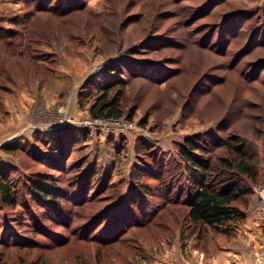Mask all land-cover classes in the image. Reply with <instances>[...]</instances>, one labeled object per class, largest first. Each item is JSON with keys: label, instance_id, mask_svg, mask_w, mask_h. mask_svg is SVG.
Listing matches in <instances>:
<instances>
[{"label": "rangeland", "instance_id": "1", "mask_svg": "<svg viewBox=\"0 0 264 264\" xmlns=\"http://www.w3.org/2000/svg\"><path fill=\"white\" fill-rule=\"evenodd\" d=\"M108 84L125 117L86 125ZM193 135L211 178L244 147L257 182L239 205L264 229V0H0V170L18 194L0 264H137L170 246L185 227L141 240L133 215L187 197L178 146ZM135 184L152 194L133 205Z\"/></svg>", "mask_w": 264, "mask_h": 264}, {"label": "trees", "instance_id": "2", "mask_svg": "<svg viewBox=\"0 0 264 264\" xmlns=\"http://www.w3.org/2000/svg\"><path fill=\"white\" fill-rule=\"evenodd\" d=\"M8 46L11 47L13 44L9 43ZM115 89V84H108L97 93L89 92V97L94 99L90 107L92 118L119 120L125 117L124 92L121 89L119 93L112 95ZM91 99L89 98V100ZM129 118H133L132 114L129 115ZM178 150L179 156L193 170L188 175L187 197L182 200L177 199L174 202H168L163 207V213H161L163 217L159 220L155 214H150L149 217H143L147 218V221L143 222L134 214V226L143 230L142 232L145 231V234L149 233L147 237L142 236L143 238L140 234L139 239L141 237V240L148 239L159 242L161 239L169 238V234L164 231L176 233L177 230L181 231L184 227L185 232H181V234L188 232L189 235H197L201 243H205L210 239L211 233L230 236L233 231L228 224L233 220L242 221L247 216L246 208L241 207L239 201L241 197L249 193V188L241 185L243 180H251V183L257 182L256 173H253V166H251L253 159L247 158L246 153H243L245 152L244 147L242 149L240 147L236 148L234 151L238 155L237 159L220 160L221 165L219 166L223 169L219 173L221 177L211 178L210 174L218 172L219 169H217L212 159L206 160L201 157L202 155L197 154V152L203 155L209 154V150L202 143L201 135L185 137L184 142L179 144ZM168 172L157 174V178H163ZM89 176L92 181L96 178L94 173ZM138 176L142 177L143 171H139ZM134 186L136 188H133L132 193L133 203L131 204L133 205L141 201L142 196L152 194V189L148 186L142 185L143 191L139 190L141 188L139 185L135 184ZM141 193L144 195H141ZM37 194L40 198L45 199L49 193L46 190H38ZM17 202L16 187L0 170V212L5 206H16ZM181 209H185V212L182 213ZM164 214H166L165 217ZM139 239L133 238V240ZM113 240V242H117L119 238ZM145 251L140 249L132 253L131 257L137 260Z\"/></svg>", "mask_w": 264, "mask_h": 264}, {"label": "crops", "instance_id": "3", "mask_svg": "<svg viewBox=\"0 0 264 264\" xmlns=\"http://www.w3.org/2000/svg\"><path fill=\"white\" fill-rule=\"evenodd\" d=\"M257 206V205H256ZM254 204L230 236L211 233L205 243L197 235L174 234L170 246L143 252L137 264H264L257 256L264 252V229L257 224Z\"/></svg>", "mask_w": 264, "mask_h": 264}, {"label": "built area", "instance_id": "4", "mask_svg": "<svg viewBox=\"0 0 264 264\" xmlns=\"http://www.w3.org/2000/svg\"><path fill=\"white\" fill-rule=\"evenodd\" d=\"M106 120L105 119H90L86 125H89V126H94L96 124L100 125V124H103ZM108 121V120H107ZM118 121V120H117ZM31 127L32 128H35L33 122H31ZM262 200H264V198L262 197ZM264 202V201H263ZM258 218L262 217V215L260 214V216H257ZM257 261L259 263H264V252L260 253L258 256H257Z\"/></svg>", "mask_w": 264, "mask_h": 264}]
</instances>
